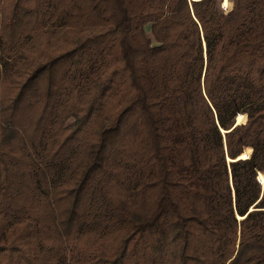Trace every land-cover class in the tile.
Segmentation results:
<instances>
[{
  "label": "trees",
  "instance_id": "trees-1",
  "mask_svg": "<svg viewBox=\"0 0 264 264\" xmlns=\"http://www.w3.org/2000/svg\"><path fill=\"white\" fill-rule=\"evenodd\" d=\"M230 1L0 0V264H264V0Z\"/></svg>",
  "mask_w": 264,
  "mask_h": 264
},
{
  "label": "rangeland",
  "instance_id": "rangeland-1",
  "mask_svg": "<svg viewBox=\"0 0 264 264\" xmlns=\"http://www.w3.org/2000/svg\"><path fill=\"white\" fill-rule=\"evenodd\" d=\"M230 1V0H229ZM231 5H232V2L230 1L229 3H228V5L226 6V5H223V2L221 3V7H223L224 8V10L226 11V10H228V9H230V7H231ZM150 25H147V26H145V33H146V35H147V37H149V38H152V35H151V32H150V27H149ZM245 115V114H244ZM245 118H246V116H245ZM70 121V120H69ZM259 173V172H258ZM258 179V178H257ZM261 186H263L264 187V184L261 182ZM253 207H251V209H252Z\"/></svg>",
  "mask_w": 264,
  "mask_h": 264
},
{
  "label": "water",
  "instance_id": "water-1",
  "mask_svg": "<svg viewBox=\"0 0 264 264\" xmlns=\"http://www.w3.org/2000/svg\"><path fill=\"white\" fill-rule=\"evenodd\" d=\"M246 116V115H245ZM245 120H246V118H245ZM245 120L243 121V122H245ZM243 122H238L237 121V117L235 118V124H239V123H243ZM224 132V131H223ZM251 151H252V149H251ZM250 154H251V152L245 157V158H248L249 156H250ZM239 156V155H238ZM237 156V158L236 159H239V157ZM240 158H242V157H240ZM231 161V160H230ZM258 180V179H257ZM258 182L261 184V182L258 180ZM262 185V184H261ZM262 187V189H264V187L263 186H261ZM251 208V207H250Z\"/></svg>",
  "mask_w": 264,
  "mask_h": 264
}]
</instances>
